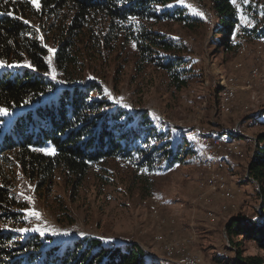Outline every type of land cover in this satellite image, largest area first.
Listing matches in <instances>:
<instances>
[{
	"label": "rangeland",
	"instance_id": "rangeland-1",
	"mask_svg": "<svg viewBox=\"0 0 264 264\" xmlns=\"http://www.w3.org/2000/svg\"><path fill=\"white\" fill-rule=\"evenodd\" d=\"M235 3L242 24L251 27L256 20H264V2L256 19ZM174 4L202 21L187 27L161 20L148 27L176 44L172 54L186 68L185 73L191 72L186 87L171 86L167 74L155 63L138 66L135 44L119 40L114 49L109 47L86 60V81L80 85L96 83L99 90L88 92L89 96L114 103L136 117L146 116L172 144L185 138L194 154L168 170H148L129 159L108 157L91 164L80 184L74 174L61 169L50 180H33L15 167L13 192L23 205L25 221L20 228L25 231L18 234H38L47 238V243L62 247L83 237L100 239L104 245L136 242L157 260L156 264H178V250L199 257L200 264H230L236 250L226 234L227 222L238 216L257 219L256 187L245 175L254 135L261 130L255 115L264 113V45L243 34L236 37V27L231 40L237 39L239 47L229 51L214 40L215 17L209 0H175ZM36 27L51 63V34L38 24ZM52 70L49 77L56 81ZM225 77L233 78L236 85L228 112L219 107V85ZM13 116V112L3 115V128L10 125ZM209 136L236 142L237 149L242 150L240 157L234 152L230 156L224 153L231 144L223 145L219 152L214 147V166L208 169L206 159L212 153L204 140ZM212 171L224 176L232 195L200 185ZM234 241L244 255H264L254 241L241 235ZM170 248L174 252L167 257Z\"/></svg>",
	"mask_w": 264,
	"mask_h": 264
},
{
	"label": "trees",
	"instance_id": "trees-1",
	"mask_svg": "<svg viewBox=\"0 0 264 264\" xmlns=\"http://www.w3.org/2000/svg\"><path fill=\"white\" fill-rule=\"evenodd\" d=\"M174 1L38 0L36 7L31 0H0V108L14 113L7 128L0 115V264H156L136 242L104 245L100 239L83 237L62 247L38 234H18L25 221L12 181L15 167L33 180H50L61 169L74 174L80 184L91 164L108 157L129 159L148 170H168L194 154L185 138L172 144L146 116L136 117L89 96L99 90L96 83L80 85L86 81V60L114 49L119 40L135 44L138 66L155 63L171 86L186 87L191 72L185 73L172 54L176 44L148 27L161 20L187 27L202 21ZM235 2L256 19L264 0ZM235 2L209 0L214 40L229 51L239 47L237 39L231 40L236 27V37L243 34L256 41L264 37V20L251 27L242 24ZM37 24L51 34V63ZM51 70L58 80L49 77ZM255 118L261 130L254 135L245 177L256 187L257 219L238 216L227 222L226 234L236 250L230 264H264V255H244L234 241L241 235L264 250V113Z\"/></svg>",
	"mask_w": 264,
	"mask_h": 264
},
{
	"label": "bare ground",
	"instance_id": "bare-ground-1",
	"mask_svg": "<svg viewBox=\"0 0 264 264\" xmlns=\"http://www.w3.org/2000/svg\"><path fill=\"white\" fill-rule=\"evenodd\" d=\"M258 44L259 45H264V37H261L259 39ZM256 73L257 72L255 70L254 71V75H256ZM235 92H236V85H235V82H234L233 78H231V77L226 78L225 77L223 82H222L221 90H220V94H219V107H220V109L223 112H228L230 110L231 102H232V100H233V98L235 96ZM206 140L226 141V140H220L219 137H216V136H211V137L209 136L208 138H206ZM234 143H235L234 153L238 157L239 156L238 154H240L242 150H238L237 146H236L237 143L236 142H234ZM204 144H205L206 147H208L207 142L204 141ZM214 147H215V150L218 151L217 146H209L208 147V148H210V150H211L210 152L212 153L211 156H207V159H206V164L208 166V169L212 168L214 166L213 165L214 164V160L212 158L213 156H215L214 153L216 152L214 150ZM213 171H212V173H210V176L207 178V180L199 182L200 185L201 186H208V188H212L214 190H217L218 192L223 193L226 196L232 195L231 194L232 192H231V190H229V187H228L227 183H221L222 176H219L218 174L216 175L215 173H213ZM173 252L174 251L173 250L171 251V248H170L169 251L167 250V252H166L167 257H171L172 255L170 256L168 254H172ZM177 252L176 253L178 254V256L180 255V260H185V261H193L194 260L193 264H200V258L199 257H197L195 255H191L190 253H186L185 254L184 252H186V251H184V250H183V252L180 251V250H178ZM185 261H178L177 263L178 264H185Z\"/></svg>",
	"mask_w": 264,
	"mask_h": 264
},
{
	"label": "built area",
	"instance_id": "built-area-1",
	"mask_svg": "<svg viewBox=\"0 0 264 264\" xmlns=\"http://www.w3.org/2000/svg\"><path fill=\"white\" fill-rule=\"evenodd\" d=\"M204 141L207 142L208 147L209 146H217L218 152L221 151L223 145L231 144L232 147L231 146L229 147V151L228 152H226V151L224 152L223 151V152L226 155H228V156L232 155L231 152H234L235 143L233 141H218V140H206V139ZM221 183H227V181H226V179L224 178L223 175H222V181H221ZM230 189H232V187L229 186V190ZM178 261H185V260H180V255H179V256H177L176 262H178ZM193 261H185V264H193Z\"/></svg>",
	"mask_w": 264,
	"mask_h": 264
},
{
	"label": "snow or ice",
	"instance_id": "snow-or-ice-1",
	"mask_svg": "<svg viewBox=\"0 0 264 264\" xmlns=\"http://www.w3.org/2000/svg\"><path fill=\"white\" fill-rule=\"evenodd\" d=\"M31 2L34 4V6L38 7V0H31ZM233 2H235V0H233ZM191 7V6H189ZM192 11H196L195 9H192ZM199 15H203V13H198ZM9 15H11V13H9ZM243 19V17L241 18ZM49 51H54L52 49H49ZM2 63V62H0ZM29 67H31V65H28ZM0 115H8V109H5V108H0ZM40 151H46L45 149H40ZM26 199H30L28 197H25ZM32 215H35L37 217H39V213H36V212H32L31 213ZM18 231H25V229H18Z\"/></svg>",
	"mask_w": 264,
	"mask_h": 264
}]
</instances>
